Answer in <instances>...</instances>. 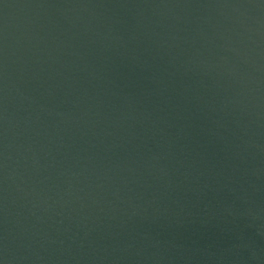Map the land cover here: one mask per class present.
I'll list each match as a JSON object with an SVG mask.
<instances>
[{
    "label": "water",
    "instance_id": "water-1",
    "mask_svg": "<svg viewBox=\"0 0 264 264\" xmlns=\"http://www.w3.org/2000/svg\"><path fill=\"white\" fill-rule=\"evenodd\" d=\"M0 264H264V0H0Z\"/></svg>",
    "mask_w": 264,
    "mask_h": 264
}]
</instances>
